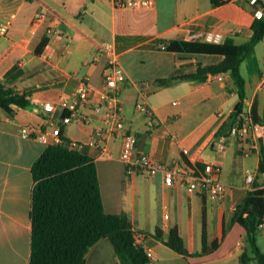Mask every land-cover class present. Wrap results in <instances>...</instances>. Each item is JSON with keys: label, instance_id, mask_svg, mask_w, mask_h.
<instances>
[{"label": "crops", "instance_id": "0c3cea01", "mask_svg": "<svg viewBox=\"0 0 264 264\" xmlns=\"http://www.w3.org/2000/svg\"><path fill=\"white\" fill-rule=\"evenodd\" d=\"M264 2V0H262ZM37 12L43 13L41 17ZM261 9L256 10L260 14ZM253 18L248 0H152L149 7H115L107 0H0V82L26 92L31 105L11 104L12 112L0 108V264H27L30 256V207L33 188L31 166L46 145L19 134L25 124L48 128L68 113L85 79L105 88L102 70L106 55L100 40H111L126 78L121 89V113L126 128L137 137L136 149L161 162L186 160L190 164L212 162L229 177L221 198L212 200L199 191L188 192L180 180L168 185L162 172L153 176L128 174L119 158L121 140L109 138L105 152L92 140L102 125L100 114L89 108L85 121L61 123V137L77 142L93 158L99 178L103 208L126 212L132 227L145 234L153 251V264H251L241 263L242 229L231 223L234 208L246 194V168L258 167L254 181L262 182L259 158L243 155L236 143L232 152L215 151L214 133L236 106L239 96L228 73L222 78H178L167 84L157 79L196 72L199 65L219 62L223 55L161 49L170 39L189 40V31L211 32L222 42L242 43L252 34ZM52 25V28L49 26ZM48 32L47 44L35 49ZM259 71L245 77L246 101L264 121V92L259 80L264 72V37L255 45ZM247 68V66H246ZM241 69V66H240ZM10 71L8 78H5ZM50 101L56 109L43 110ZM145 101L152 115L136 108ZM235 176L241 177L237 183ZM205 208L207 241L219 246L205 254L182 255L165 240L176 225L187 250L201 249L202 214ZM159 227L163 239L153 235ZM259 243V241H258ZM261 247V246H260ZM264 251V248L261 247ZM85 264H119L111 241L97 240L88 250Z\"/></svg>", "mask_w": 264, "mask_h": 264}, {"label": "trees", "instance_id": "16d2710c", "mask_svg": "<svg viewBox=\"0 0 264 264\" xmlns=\"http://www.w3.org/2000/svg\"><path fill=\"white\" fill-rule=\"evenodd\" d=\"M215 5L221 0H211ZM227 2V1H226ZM253 18L250 24L252 34L242 43L232 38L222 42L202 39L166 41V49L189 53H216L223 55L217 62L199 65L196 72L178 77L157 79L167 84L174 79L186 78L204 80L208 73H228L237 88L239 100L234 109L214 133L218 138L232 124L236 114L243 109L246 101L245 77L241 63L246 61L249 71H259L254 54L255 45L264 37V2H250ZM260 14H256L257 9ZM52 28V25L49 26ZM48 32L43 35L35 51L39 53L47 44ZM10 71L5 78H8ZM11 104L22 107L31 105L26 92H19L14 86L0 82V108L12 112ZM254 118L261 120L252 106ZM216 141V140H215ZM199 166L203 164L199 163ZM259 171H264V161H259ZM33 188L31 194L30 256L27 264H85L89 248L100 238L107 237L114 248L119 264H149L142 246L134 243L136 232L126 212L109 213L103 208L97 168L92 157L83 153L78 146L61 137V141L48 144L31 166ZM203 200L205 193H202ZM202 214L201 249L190 253L176 225L170 227L165 243L182 255H200L215 250L222 240L207 241L205 208ZM264 219V186L253 182L242 201L234 208L231 223L238 224L244 239V248L239 255L241 263L264 264V251L258 243L260 227ZM153 235L162 240V230L157 227Z\"/></svg>", "mask_w": 264, "mask_h": 264}, {"label": "built area", "instance_id": "2783aa9c", "mask_svg": "<svg viewBox=\"0 0 264 264\" xmlns=\"http://www.w3.org/2000/svg\"><path fill=\"white\" fill-rule=\"evenodd\" d=\"M115 7H149L152 0H107ZM226 2L229 0H221ZM255 0H250L254 2ZM259 9V8H258ZM43 13L37 12L41 17ZM189 40L195 39H215L216 36L211 32L204 33L200 29L189 31L187 34ZM161 49H166V43L160 44ZM98 49L106 55V63L102 70V78L105 88H95L85 79H81L76 94L71 102L67 104L68 113L60 120L53 122L48 128H42L35 124H25L19 129V134L27 138H37L46 146L48 144L61 141V123L72 121H85L87 119L84 113L85 108H89L100 114L102 125L95 129V136L92 142L100 147L101 152H105L107 140L109 138L119 137L121 147L119 158L124 164L128 174H142L153 176L157 172H162L164 182L168 185L180 180L188 192L199 191L205 193L209 199L216 200L223 196L225 184L220 179V166L206 162L202 166L190 164L186 160H171L161 162L153 159L149 154L136 149L137 137L130 132L124 123L121 113V89L126 73L119 62L118 52L115 44L111 40H100ZM223 72L208 73L207 78H222ZM259 88L264 92V72L260 76ZM252 102L245 104L239 111L232 124L222 133L215 142V151L222 152L226 149L229 141L233 138L238 152L243 155L256 154L259 161H264V121L254 118L252 111ZM42 108L47 113L55 111L56 106L50 101L43 102ZM136 108L152 115L153 110L145 101L137 102ZM71 144L78 146L75 141ZM258 167L246 168L244 180L247 184L246 189L253 188V182L257 174ZM264 186V171L262 172ZM264 230V219L260 225ZM145 234L136 232L134 243L142 246L149 264H153L154 255L151 248L145 245Z\"/></svg>", "mask_w": 264, "mask_h": 264}, {"label": "rangeland", "instance_id": "374dc122", "mask_svg": "<svg viewBox=\"0 0 264 264\" xmlns=\"http://www.w3.org/2000/svg\"><path fill=\"white\" fill-rule=\"evenodd\" d=\"M246 66H247V63H246V61H243L242 63H241V72L245 75V76H247V68H246ZM234 145H235V141H234V139L232 138L230 141H229V143H228V145H227V147H226V152H232V150H233V148H234ZM233 178V177H232ZM231 177H229L226 173H224L223 171H222V174H221V179H222V181L224 182V181H228L229 179H232ZM235 179V181L237 182V183H241V177L240 176H235L234 177ZM258 241H259V245L261 246V247H263L264 248V230L258 235ZM232 264H238L237 262H232ZM251 264H255L254 262H252Z\"/></svg>", "mask_w": 264, "mask_h": 264}]
</instances>
